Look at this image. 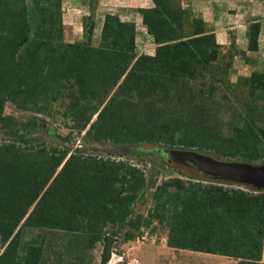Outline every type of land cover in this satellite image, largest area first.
Listing matches in <instances>:
<instances>
[{"label": "trees", "instance_id": "obj_1", "mask_svg": "<svg viewBox=\"0 0 264 264\" xmlns=\"http://www.w3.org/2000/svg\"><path fill=\"white\" fill-rule=\"evenodd\" d=\"M154 2L139 11L156 52L140 54L137 24L117 14H107L98 44L93 16L84 18L83 39L67 42L63 0H0V126L13 136L0 144V264H42L44 243L26 240L32 228L82 235L86 244L97 241L108 222L118 221L116 233L127 225L140 229L141 221L130 217L146 185L141 170L124 161L30 145L20 131L42 118L21 123L5 113L7 102L49 114L68 98L67 115L97 140L163 143L264 162V127L257 122L264 116L257 104L264 100V73L244 78L246 114L228 106L233 120L226 134L220 117L226 105L215 96L220 86L196 85L207 74L217 77L222 44L204 18H192L175 0ZM258 39L253 26L250 50H258ZM242 82L226 87L234 93ZM153 197L154 217L170 221V247L264 264V190L174 178ZM125 239L135 240L134 233Z\"/></svg>", "mask_w": 264, "mask_h": 264}, {"label": "rangeland", "instance_id": "obj_2", "mask_svg": "<svg viewBox=\"0 0 264 264\" xmlns=\"http://www.w3.org/2000/svg\"><path fill=\"white\" fill-rule=\"evenodd\" d=\"M175 2L186 8L192 18H204L207 30L215 32L217 41L222 44L220 49L222 59L218 62L220 70L217 72V77L207 74L204 78L197 80L196 85L200 87L203 84L209 85L214 82L216 86H220L216 90L215 96L221 102H225L226 106L221 109L220 117L224 132L228 134L233 120L228 106L232 105L236 107L239 113L246 114V102L250 96L248 93L249 85L244 82V78L251 76L255 71L264 73V0H175ZM188 2L191 5H188ZM116 3L119 4L118 6L120 4L131 5L121 9V13L125 10H130V13L140 12L141 8L155 4L154 0H116ZM139 5L146 7H135ZM122 6L124 5L119 8ZM117 15L121 17V14ZM253 26L259 29L258 50L256 51L249 49ZM100 39L101 35L95 31L94 44H98ZM147 40V38L141 37L139 44L141 45ZM238 81L243 82L234 93H231V90L226 87L227 84ZM225 94L231 98L230 102L224 99ZM67 100L68 98H62L57 103L55 102L49 114L25 110L12 102H7L5 113L15 116L21 123L33 121L32 119L36 116L42 118L38 120V126L28 131H20V133H26L30 145H46L49 148L68 147L70 154L81 151L84 155L124 161L139 168L144 174L146 185L137 194L133 203L135 212L130 218L140 220L142 225L140 229L127 225L119 233H116L118 221L108 222L100 235L101 237L88 244L85 243L82 235L76 237L71 233L57 229H29L26 240L34 239L37 243H44L42 264H103L106 236L119 239L114 242L112 247L111 259H114V264H147L146 259L150 260L152 257L149 255L151 249L167 244L170 234V221H162L159 217H154L157 201L153 194L158 185L167 180L181 178L187 184L193 181L203 184L214 183L222 185L224 188H241L250 192L264 190L252 184L212 178L203 174L195 166L183 163L174 157L173 151L182 149V147L171 148L163 143L150 142L116 144L111 140H97L86 135V129L78 128L77 122L67 115L64 105ZM257 104L258 112L264 113V100L257 101ZM257 122L264 127V116ZM8 130H10L8 127L0 126V144L8 143L13 139V136L7 133ZM202 153L219 159L230 160L211 153ZM255 164L263 165L264 162ZM129 178H127V186L130 187ZM153 182L154 185H152ZM142 192H144V197L140 198ZM140 216L143 217L139 218ZM148 219L151 220L147 225ZM127 232H133L135 240H126L125 234ZM87 245L91 247H87ZM161 255L168 257L165 252H160ZM215 256L224 258L222 255ZM262 260L261 262L264 263ZM190 261V258L186 257L175 260L174 264H188ZM194 263L196 264V262ZM158 264H170V261L160 257Z\"/></svg>", "mask_w": 264, "mask_h": 264}, {"label": "crops", "instance_id": "obj_3", "mask_svg": "<svg viewBox=\"0 0 264 264\" xmlns=\"http://www.w3.org/2000/svg\"><path fill=\"white\" fill-rule=\"evenodd\" d=\"M124 1V0H123ZM138 1V0H137ZM119 4L116 0H63V22H64V33L65 40L67 42H76L83 39L84 35V18L93 16L95 20V31L101 35L102 28L105 22L107 14H121V19L124 21H131L137 24V48L140 54H155L157 44L152 41L151 36L147 32V27L143 22V16L140 12L130 13V10H125L122 13L121 9L129 7V4ZM122 6V8H119ZM188 5H191L188 2ZM154 6V3L148 7ZM135 7H146V6H135ZM203 11V10H202ZM146 34V35H145ZM141 37L147 38L148 40L143 44H139ZM153 249V250H152ZM149 253L151 259H146L147 264H158L160 257L163 260H169L170 264H174L177 259L190 258L188 264H238V260L232 257L211 255L212 253L193 251L188 249L174 248L167 244L162 246L153 247ZM160 252L168 254L166 256H160ZM194 258V259H193ZM198 259V260H196Z\"/></svg>", "mask_w": 264, "mask_h": 264}, {"label": "water", "instance_id": "obj_4", "mask_svg": "<svg viewBox=\"0 0 264 264\" xmlns=\"http://www.w3.org/2000/svg\"><path fill=\"white\" fill-rule=\"evenodd\" d=\"M174 157L183 162L195 166L203 174L219 179H228L245 184H252L257 188L264 189V164L259 165L242 160H224L196 149H176ZM105 252L103 264H108L112 257V247L117 237H105Z\"/></svg>", "mask_w": 264, "mask_h": 264}, {"label": "built area", "instance_id": "obj_5", "mask_svg": "<svg viewBox=\"0 0 264 264\" xmlns=\"http://www.w3.org/2000/svg\"><path fill=\"white\" fill-rule=\"evenodd\" d=\"M262 258H263V262H264V240H263V253H262Z\"/></svg>", "mask_w": 264, "mask_h": 264}, {"label": "bare ground", "instance_id": "obj_6", "mask_svg": "<svg viewBox=\"0 0 264 264\" xmlns=\"http://www.w3.org/2000/svg\"><path fill=\"white\" fill-rule=\"evenodd\" d=\"M112 255H113V253H112ZM108 264H114V259H111Z\"/></svg>", "mask_w": 264, "mask_h": 264}]
</instances>
